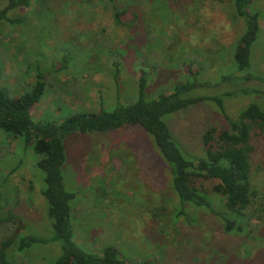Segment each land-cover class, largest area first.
I'll return each mask as SVG.
<instances>
[{"label":"rangeland","instance_id":"374dc122","mask_svg":"<svg viewBox=\"0 0 264 264\" xmlns=\"http://www.w3.org/2000/svg\"><path fill=\"white\" fill-rule=\"evenodd\" d=\"M48 1L53 6L49 15L46 5L34 11L32 4L9 11L11 22H0V89L10 95L23 94L33 83V76H28L31 70L24 68L26 61L39 67L46 86L32 116L41 122L61 121L72 112L71 107L98 110L101 95L103 109L112 110L117 103L110 73L116 58L121 69L120 102L131 103L138 73L128 38L137 32L140 50L155 69L148 80L149 95L169 93L173 84L184 81V64L189 61L202 67L200 80L211 81L192 94H220L235 87L225 77L232 72L231 53L241 24L229 18V0H166L167 12L150 8L133 31L114 25L103 1L90 5L82 0ZM5 4L6 0H0V9ZM253 8L260 13L261 27L252 48L251 72L264 75V0H255ZM147 30L153 37L149 51L143 46L147 39L142 38ZM117 49L123 50L122 56ZM59 65L62 70L54 71ZM247 83L259 84L254 78ZM257 99L252 95L227 97L226 112L235 119L239 110ZM166 122L180 148L200 157L203 131L211 125L223 126L224 119L214 105L203 101L173 113ZM147 137L140 128L124 125L66 139L63 179L65 189L74 193L69 223L77 246L92 254L113 248L126 264H264V227L260 228L259 221L252 220L254 227L244 236L226 237L220 221L207 211L185 209L194 218L191 223L183 216L174 217L177 203L166 166ZM20 140L7 139L0 130V202L13 205L15 213L25 219L10 222L12 228L0 223V241L12 232L30 233L40 242L13 251L9 255L12 264H52L61 250L57 241L50 240L53 230L47 227L49 219L44 213L42 172L32 148ZM253 143L251 179L260 192L252 205L255 209L264 207V138L257 136ZM9 174L8 183L5 177ZM202 183L217 201L212 192L215 181L203 179ZM239 245L235 254L222 260L220 255Z\"/></svg>","mask_w":264,"mask_h":264},{"label":"trees","instance_id":"16d2710c","mask_svg":"<svg viewBox=\"0 0 264 264\" xmlns=\"http://www.w3.org/2000/svg\"><path fill=\"white\" fill-rule=\"evenodd\" d=\"M34 1L36 0H6L5 6L0 9V22H11L12 20H8L7 17L9 11L27 8L34 4ZM95 1L108 4L114 25L126 26L130 31L139 25L150 8L155 7L166 12L168 10L166 0H82L81 3L90 5ZM254 1H228L229 18L240 23L241 29L231 53L232 72L225 77L227 82L235 87L220 94L207 96L192 94L194 90L209 85L211 81L200 80L198 76L202 67L196 68L189 61L184 64L187 71V78L184 81L173 84L169 93L160 91L155 96L149 95L148 80L155 69L152 70L151 62L140 50V44L137 43L140 36L138 32L128 38L130 56L136 64L138 73L136 93L131 103L120 102L122 95L118 75L121 69L118 68L120 61L117 58L111 64L113 69L110 73L115 83L113 97L117 104L109 111L103 109L104 100L101 95L98 110L88 108L83 110L81 106L71 107L72 112L57 122L44 123L34 118L32 110L45 92L46 81L45 73L37 66L31 67L27 61L24 68L31 70L28 75L33 76L31 86L18 96L0 89V130L5 133L7 139H21L24 147H31L37 156L36 165L42 172L44 187L41 195L46 202L44 213L49 219L47 227L50 225L53 230L50 240L57 241L61 250L52 264H126L113 248L108 247L100 254H92L79 248L73 241L69 215L74 193L65 189L63 179V165L66 161L65 141L69 136L108 132L124 125L136 126L150 136L151 139L147 138L152 148L166 166L169 187L177 203L175 218L183 216L191 223L194 218L192 220L185 209L197 208L207 211L220 221L222 235L226 237L244 236V233L254 227L251 224L252 220L259 221L260 228L264 227V207L252 208L260 193L251 179V159L255 149L253 140L260 135L264 138V75L251 72L252 48L261 27L260 13L253 8ZM42 5H46L47 15L52 13L53 6L48 0L36 2L33 5L34 11L40 10L39 6ZM90 10L95 13V10ZM143 37L147 39L143 46L149 51V44L153 40L151 32L145 31ZM127 47L125 44L124 48ZM115 51H119L118 55H123L122 49ZM27 52L28 48L25 58L28 57ZM62 68L63 66L59 65L53 70L60 71ZM86 70L92 72L90 68ZM252 78L259 82L257 86L247 83L248 79ZM245 95L257 96L258 99L239 110L235 119L231 118L226 112L224 99ZM203 101L214 105L224 119V124L219 128L211 125L203 131L201 135L203 155L193 157L180 148L166 119L173 113ZM9 179L10 174L5 177V182L9 183ZM203 179L215 181L212 192L217 195V201L211 198V193L202 183ZM7 207L9 206L5 200L0 202V223L12 228L10 222L19 218L25 220L15 213L13 205ZM37 242L40 240L30 233L12 232L10 236L0 241V264H12L9 255L14 254L13 251H23ZM218 245L219 242L215 247H219ZM239 248L241 245L229 249L225 252L226 255H220L222 260L235 254Z\"/></svg>","mask_w":264,"mask_h":264}]
</instances>
